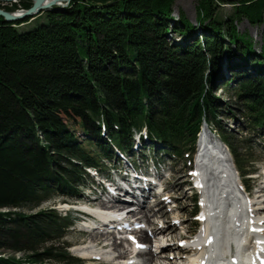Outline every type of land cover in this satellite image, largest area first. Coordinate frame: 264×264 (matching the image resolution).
I'll return each instance as SVG.
<instances>
[{"label":"trees","instance_id":"1","mask_svg":"<svg viewBox=\"0 0 264 264\" xmlns=\"http://www.w3.org/2000/svg\"><path fill=\"white\" fill-rule=\"evenodd\" d=\"M222 1L198 0L195 25L172 16L174 0H74L31 19L0 17V264H80L65 241L76 216L43 205L79 199L93 184L88 170L109 176L135 137L147 151L191 158L205 124L239 173L254 174L219 125L227 103L216 92L264 129V30L256 53L235 25H261L264 0H238L219 20ZM223 67L232 76L221 85Z\"/></svg>","mask_w":264,"mask_h":264},{"label":"bare ground","instance_id":"2","mask_svg":"<svg viewBox=\"0 0 264 264\" xmlns=\"http://www.w3.org/2000/svg\"><path fill=\"white\" fill-rule=\"evenodd\" d=\"M50 1L51 0L48 2ZM19 12L20 11L16 12V14L18 15ZM210 135L207 127L201 129L198 135L197 149L193 161L195 167L200 171V177L203 183L207 173H209L214 179L213 187L212 185H209V180L205 181L203 197L207 207L202 209L200 219H204L207 222L202 228V231H200L199 236H205V240H207L208 237L213 238L214 242H218V244L224 247V249L230 247L239 249L241 244H243L251 235H254V232H259V235H255V242L261 243V245L248 252L250 257H254L257 253V258H254V260L249 263L264 264V205L259 203V200L264 197V188L260 187L262 189L254 191L252 194H248L247 198H245V203L241 204L237 200L238 192L235 189L237 184H239L241 188H244L241 175L232 163V160L222 146V143L220 141L218 142L212 135ZM131 166L132 164L129 161H127V164L125 163V168L128 171H126L125 175H119L115 178L112 182L110 192L106 191L102 196L86 199L88 201L87 203H89L92 208H95L93 210L101 217L102 223L101 226H97V228L88 232L89 244H91V246L82 248L79 252L83 253L80 255L83 257H96L98 255L104 257V255L107 254H102L101 252L102 250L108 249L114 253L113 262H119L121 264L132 259V257H128L131 254H134L135 259L142 255L146 257L144 264H151L152 262L159 261L157 260L159 258L160 260H176L178 263L182 262L183 264H190L192 258L198 253L187 250L180 245H172L176 247L177 250L174 253L169 254L170 256L168 257L162 254L164 249H168V247L163 246V243H161L162 245H160L155 252L146 251L143 253L136 248L137 244L146 246L152 243L150 237L147 235V233L149 234V231L144 228H140L139 230L133 228V225L135 224L125 223L126 219L141 215V218L135 219L139 221L138 224H141V220H144V223L150 226L155 225V222L153 224L152 220L153 217H156L158 213L161 212L159 206L163 201L147 207V204L149 203L148 198L152 194V189L161 177L159 174L160 170L154 169L152 171L143 167L141 170H134L132 173H129V171H132L133 169ZM175 187L179 188L180 185H176ZM162 188V194H164L166 191L164 185H162ZM211 191L212 195L209 194ZM103 197L104 199H102ZM227 206L231 209H226ZM66 207L69 206L65 203L60 204V208ZM155 207H159V209L156 210ZM211 207L212 209L210 210ZM125 210L127 213L125 217H123L122 211ZM229 211L234 212L235 218L229 219V214H232L229 213ZM107 214H115L118 218L123 219L109 218ZM103 215H105V217H103ZM165 216L166 215L161 214V218H164ZM150 219L152 220L150 221ZM115 225L124 226V229L127 231L125 233L126 235H122L117 239L114 235L116 229L112 228ZM175 227L174 224H169L168 227L165 226V229L161 230L157 224L156 227L151 229L153 230L151 231V234L156 237L162 236L164 239L176 237L174 232H171L175 230ZM210 228H212V230H220V234L215 233L212 236H206V233L207 231H210ZM103 231H112V233L103 236L101 235V232ZM130 236H133L135 242H130ZM117 240H119V242ZM124 245L128 246L129 251L128 249L123 250ZM93 249L100 250V252H93ZM225 253L226 251H224V254ZM259 253H262L263 256H260ZM211 258L212 255L209 256V259ZM234 259L236 261L239 260L240 262H245V257L239 259L238 256H235Z\"/></svg>","mask_w":264,"mask_h":264},{"label":"rangeland","instance_id":"3","mask_svg":"<svg viewBox=\"0 0 264 264\" xmlns=\"http://www.w3.org/2000/svg\"><path fill=\"white\" fill-rule=\"evenodd\" d=\"M32 2V0H27ZM234 2H238V0H223L221 4L217 2V4H214V15L219 20L226 19L232 12H233V6L232 4ZM9 2H0V9L3 11H7L9 9H15L16 7L10 8ZM67 6V5H66ZM198 6V0H174V6L172 11V16L177 17L179 12H183L185 17L188 19V21L192 24H196V16L197 11L196 8ZM17 9V8H16ZM15 11V10H14ZM9 12V11H7ZM13 13V12H11ZM44 16L39 17L40 19ZM38 18V19H39ZM38 22H35L33 24H29L25 26L24 28H21L20 30H25L32 28L34 25H36ZM237 30L240 34L247 33L254 42V48L255 52L259 53L261 51V47L263 44V30H264V14L262 17V24L251 26L249 22L245 19L239 20L235 23ZM172 37L170 34L169 37ZM175 38H171V41L175 40L177 41L178 38L173 35ZM235 65H239L238 60H234ZM225 67V64L223 65ZM223 67V70H224ZM240 67V65H239ZM238 67V68H239ZM222 70V71H223ZM237 71H241L239 69H236ZM252 68H249L248 66L242 71H245L249 74H252ZM224 78L223 80H220L219 84H225L232 76V73L230 71L224 70L222 73ZM264 75V74H263ZM226 92L217 91L216 96L222 101V103L225 105L227 103V106L225 105L223 107V115L219 117L220 120V126L221 129L224 132H227L228 135L235 138V146L240 149L241 152H245L244 154H248L252 160L256 162L255 166H251L248 163H245L244 166H246L247 171H254V175H252L253 179L249 181L248 183L252 186L250 194H252L254 191H257L259 189H262L260 187L264 188V129H253L250 128L248 125L247 119H246V113H244L243 108L239 105H235L233 100L229 101L230 98H228ZM212 134H215V140L219 142V136L216 132H212ZM211 136V135H210ZM243 140H249L254 144V146L247 148L242 143ZM149 146L150 143H148L146 140H144V143H141V140L137 139V137L134 138L133 144L130 146V151L125 155H122L117 152L115 153V158L113 163L115 162L116 168L119 169L116 170L117 172L112 171L110 174L112 178H114L116 175H125L126 171H128L125 168V163L127 164V161H129L132 164V171H129V173H132L134 170H141V168L146 167L148 170H160V178L157 182V184L153 187V190L155 188L161 187L164 185L165 187V193L156 195V192L154 194V191L152 190V194L149 196V203L148 206H153L155 203L162 202L163 203L159 206L161 209V212L158 213V217H153L152 220L153 224L155 222V225H148L144 223V220H141V224H138L139 221L135 220L137 218H141V215H138L134 218H128L126 219L125 223H132L133 228H144L145 230L149 231V234L147 233L148 237L151 239V244L147 245L148 251H155L158 247H160L159 240L161 239V236H154L151 234L152 228L156 227L157 224L161 225L164 224L168 227L169 224H174L176 227L175 230L171 231L174 232L176 237H171L172 240H178L179 237L182 235L192 232L194 229V226L197 223V219H200L199 216L193 217V211H194V197L191 196V192L188 189H185V186L187 183H189V176H188V169L192 166V162H189L190 158H184V159H177L173 158L167 155H164L162 153L156 154L154 151H147V148L144 147ZM225 150L227 151V148L225 145H222ZM146 149V151H144ZM173 158V159H172ZM117 159V161H116ZM193 159V158H192ZM232 160V159H231ZM192 161V160H191ZM245 161V160H244ZM246 162V161H245ZM239 177V176H238ZM116 178V177H115ZM114 178V179H115ZM87 184L90 182H86ZM96 184V191L93 192V197L102 196L104 189H101L100 184L102 182H95ZM98 185V186H97ZM176 185H180L179 188H176ZM106 187V186H103ZM255 194V193H254ZM262 196V195H261ZM83 194H80V198L77 200H69L65 198H55L52 201H49L48 203L44 204V207L51 206L54 209L59 210L60 213L63 208H60L61 203L67 204L69 207H66V209L76 212V210H82L84 206V202H82ZM167 197V199H165ZM104 199V197L102 198ZM161 200V201H159ZM157 201V202H156ZM259 203H262L264 205V197H262L259 200ZM159 207H155L156 210L159 209ZM173 210V211H170ZM199 207L197 206V213H199ZM66 212V211H63ZM264 212V210H263ZM74 214V213H73ZM137 214V212H136ZM161 214L166 215L164 218H161ZM124 215V214H123ZM74 216L78 217L77 214H74ZM178 221V223H176ZM151 222V223H152ZM196 222V223H195ZM100 224V223H97ZM200 224H197V230L194 234L198 233V231H201L202 227H199ZM150 227V228H149ZM169 231V230H168ZM103 236L110 235L112 231H103L101 232ZM193 234V233H191ZM89 233L88 231L84 230L82 228V225H75L71 230L69 235L66 238V242L70 245L69 252L74 257H81V253L79 252L82 250V248L87 246H91L89 244ZM115 237L119 238L121 235L116 234ZM153 235V236H152ZM157 239H156V238ZM154 238V240H153ZM156 240V241H155ZM166 240V239H164ZM119 242V240H117ZM168 249H164L162 254L166 255L167 257L170 256L169 254L174 253L177 248L170 245L166 246ZM129 248L128 246L124 245L123 250H126ZM169 250V251H168ZM93 252H100V250H92ZM102 254L105 253L107 255L101 256L103 260L100 261V263L103 264H121L119 262H113V255L114 253L110 250H102ZM17 258L20 257V255H16ZM79 256V257H78ZM143 256V255H142ZM138 257L136 259H133V264H144L146 261V257ZM80 259V258H79ZM159 261L152 262L151 264H183L182 262L176 261V260H160Z\"/></svg>","mask_w":264,"mask_h":264},{"label":"water","instance_id":"4","mask_svg":"<svg viewBox=\"0 0 264 264\" xmlns=\"http://www.w3.org/2000/svg\"><path fill=\"white\" fill-rule=\"evenodd\" d=\"M32 0V5L29 9L20 11L17 15L16 13H11L3 11L0 9V17L7 23H13L17 21H22L25 19L34 18L41 13L48 11L52 7H65L71 1L74 0Z\"/></svg>","mask_w":264,"mask_h":264},{"label":"built area","instance_id":"5","mask_svg":"<svg viewBox=\"0 0 264 264\" xmlns=\"http://www.w3.org/2000/svg\"><path fill=\"white\" fill-rule=\"evenodd\" d=\"M9 2L8 4H10V8L12 7H16V11H20L21 10V1H27V0H0V2Z\"/></svg>","mask_w":264,"mask_h":264},{"label":"snow or ice","instance_id":"6","mask_svg":"<svg viewBox=\"0 0 264 264\" xmlns=\"http://www.w3.org/2000/svg\"><path fill=\"white\" fill-rule=\"evenodd\" d=\"M165 199H167V197H165ZM176 223H178V221ZM138 247H144V246L143 245H138Z\"/></svg>","mask_w":264,"mask_h":264}]
</instances>
